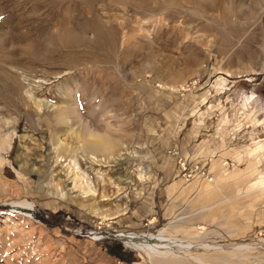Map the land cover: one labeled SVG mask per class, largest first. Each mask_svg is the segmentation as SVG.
Here are the masks:
<instances>
[{
  "label": "rangeland",
  "instance_id": "obj_1",
  "mask_svg": "<svg viewBox=\"0 0 264 264\" xmlns=\"http://www.w3.org/2000/svg\"><path fill=\"white\" fill-rule=\"evenodd\" d=\"M0 135V264H264V0H0Z\"/></svg>",
  "mask_w": 264,
  "mask_h": 264
},
{
  "label": "crops",
  "instance_id": "obj_2",
  "mask_svg": "<svg viewBox=\"0 0 264 264\" xmlns=\"http://www.w3.org/2000/svg\"><path fill=\"white\" fill-rule=\"evenodd\" d=\"M177 138V139H176ZM174 141L169 140L165 136L158 137L156 140V148L158 150H161L160 156H167L168 159L167 161L169 162L170 166L173 167L172 169H167L165 171L160 172L159 174L162 175L163 173H171L173 176L177 175L174 172V166H177V156L175 153H184V147H185V142L188 143L186 140H181L177 136H174ZM171 149V150H169ZM172 152L174 154H166L165 152ZM207 157H201L200 159H206ZM175 159V161H174ZM208 160L212 161V158L206 159L205 162H208ZM228 160V159H227ZM172 170V171H171ZM155 192L153 194H145V197H143L140 200L133 201L131 207V214L136 217V214H140L139 211L143 212L144 215H151V221H158L162 220L163 218L166 217V212L168 209L167 203V197L163 198V194L167 195V188H169L167 185L164 187L162 186H153ZM150 190H148L149 192ZM166 192V193H165ZM140 209V210H139ZM130 213L127 215L126 218H124V223L123 225L125 226H135L138 224L137 220H134L133 218L130 217Z\"/></svg>",
  "mask_w": 264,
  "mask_h": 264
},
{
  "label": "bare ground",
  "instance_id": "obj_3",
  "mask_svg": "<svg viewBox=\"0 0 264 264\" xmlns=\"http://www.w3.org/2000/svg\"><path fill=\"white\" fill-rule=\"evenodd\" d=\"M4 140H5V137L0 135V147H3ZM8 145H10V143ZM13 206L18 207L19 209H23L25 211H28V209L31 208L32 203L30 201H23V202L14 201L13 202ZM164 229L161 228V230L158 232V234L152 233V232L139 233V232H134V231H130V232L121 231V232L116 233L114 235L117 236L120 240H122L127 245L134 246V247L138 248L141 251L147 250L148 248L150 249L151 247L152 248L150 250H152L153 247L155 248V247L164 245V243L163 244L161 243L162 241L167 239L166 236H164V233H163ZM159 251L161 252L162 250H157V252H159ZM177 261L169 260V261H167V264H180Z\"/></svg>",
  "mask_w": 264,
  "mask_h": 264
},
{
  "label": "built area",
  "instance_id": "obj_4",
  "mask_svg": "<svg viewBox=\"0 0 264 264\" xmlns=\"http://www.w3.org/2000/svg\"><path fill=\"white\" fill-rule=\"evenodd\" d=\"M184 165V163H182V166ZM184 167V166H183ZM203 173L205 174V171H203ZM209 172H208V174H207V177L209 176ZM209 178H212L211 176H209Z\"/></svg>",
  "mask_w": 264,
  "mask_h": 264
}]
</instances>
